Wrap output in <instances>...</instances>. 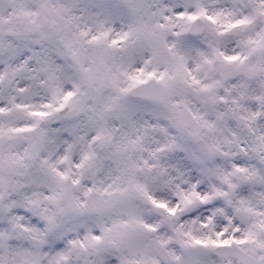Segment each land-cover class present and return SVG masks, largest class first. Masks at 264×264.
<instances>
[{
    "label": "snow or ice",
    "instance_id": "6c2138e0",
    "mask_svg": "<svg viewBox=\"0 0 264 264\" xmlns=\"http://www.w3.org/2000/svg\"><path fill=\"white\" fill-rule=\"evenodd\" d=\"M0 264H264V0H0Z\"/></svg>",
    "mask_w": 264,
    "mask_h": 264
}]
</instances>
